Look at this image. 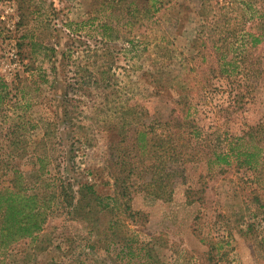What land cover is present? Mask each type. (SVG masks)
<instances>
[{
    "label": "rangeland",
    "instance_id": "374dc122",
    "mask_svg": "<svg viewBox=\"0 0 264 264\" xmlns=\"http://www.w3.org/2000/svg\"><path fill=\"white\" fill-rule=\"evenodd\" d=\"M242 2L162 0L155 17L143 20L142 32L149 39L157 34L160 39L164 38V44L168 39L170 51L165 53L152 44L145 48L127 43L131 35L123 37L118 29L123 22L120 24L118 19L109 17L110 0H0V74L8 82L21 80L25 101L30 103L25 112L34 122L55 108L57 102L53 97H58L61 88L54 87L53 65L60 71L62 52L73 50L70 75L80 81H75L72 94L81 99L79 105L86 110L83 116L88 124L86 131L93 139L77 155L69 145L68 164L51 165L53 172H58L60 167L63 175L77 179L74 180L76 188L80 181L86 180L99 194L114 195L108 159L116 136L105 130L102 121L108 101L106 94L112 87L118 90L127 86V96L149 102L152 118L166 119L185 71L196 67L194 56L204 41L211 43L208 35L202 33L207 24L212 27L219 20L218 26L224 30L225 24L231 28L238 22V34L228 35L232 46L251 41V32L259 33L261 25L257 21L242 23ZM210 7L221 11L219 18L212 20L211 13L204 15V9ZM254 7L263 9L264 0H256ZM225 12H230V17ZM107 20L116 29L101 25ZM219 34L220 38L227 36ZM104 41L111 42L116 60L111 83L101 80L100 61L93 56L94 50H104ZM50 47L56 51L50 49L45 53L44 48ZM250 50L254 70L247 69L249 75L243 81L238 79L243 74L241 71L234 78H212L201 86L193 104L200 124L208 132L218 129L228 140L232 134H241L248 124L264 123V38ZM236 52V56L247 54L243 49ZM234 53L231 51L229 58ZM165 55L167 58H162ZM152 74L163 76V82L154 84ZM238 92L244 94L242 103ZM92 106L102 108L99 115ZM42 133L40 125L30 131L33 141L23 162L35 160V147ZM186 176V181L177 182L170 201L155 198L143 190L134 193L133 206L146 212L148 221L132 227L153 254L150 264H264V167L261 172L235 163L216 164L212 169L206 162L191 163ZM96 216L102 226L111 218L107 212ZM92 231L87 221L56 211L41 236L15 243L2 255L0 264L129 263L125 261L127 257L118 256L114 245L106 249L93 247ZM104 236H108L106 242L113 238L107 232ZM43 244L47 246L45 249H41ZM212 248L213 255H210ZM144 260L145 257L136 256L133 262L140 264Z\"/></svg>",
    "mask_w": 264,
    "mask_h": 264
},
{
    "label": "trees",
    "instance_id": "16d2710c",
    "mask_svg": "<svg viewBox=\"0 0 264 264\" xmlns=\"http://www.w3.org/2000/svg\"><path fill=\"white\" fill-rule=\"evenodd\" d=\"M161 1L110 0L109 17L118 19L120 24L123 22L118 29L123 37L131 35L127 43L145 48L152 44L167 53L170 51L168 39L164 44V38L160 39L157 34L149 39L142 32L143 20L155 17ZM241 1L242 23L251 19L257 21L261 25L259 33H250V43L240 42L232 46L228 35L230 32L234 36L238 34V22L231 28L225 24L224 30L218 26L219 20L212 27L207 24L202 33L208 35L211 43L204 41L194 56L196 67L185 71L178 86V96L166 119L152 118L153 111L150 110L149 102L135 101L134 96H127V86H121L118 90L112 87V91L106 94L108 101L102 121L105 130L116 136L111 143L108 159L115 186V194L112 196L99 194L95 186L86 180L78 181L76 188L74 180L77 179L63 175L60 171V167L70 160L69 145L77 155V151L84 145H91L93 139L87 134L88 124L83 120L86 110L79 105L81 99L73 95L75 81H80L70 75L69 61L73 58V50L62 52L60 61L63 67L60 71L57 65H53L54 87H60L61 92H57L58 97H53L57 102L55 108L51 107L53 110L40 116L37 122L28 118L25 112L30 103L25 101L26 93L21 80L8 82L0 74V258L18 241L36 239L39 234L41 236L49 218L56 211H62L91 224L94 232L93 247L106 249L114 245L119 257H127L125 261L128 264L134 263L136 256L145 257L140 264H150L153 254L132 227L148 221V214L133 206L137 190L170 201L174 197L177 182L186 181V170L191 163L206 162L210 169L216 164L235 163L262 172L263 122L248 124L241 134H232V139L228 140L219 134L218 129L208 132L196 118L197 108H193L201 86L211 82L212 78H234L241 71L243 74L238 75V79L243 81L249 75L247 69L253 66L250 48H254L264 38V8L255 9L256 0ZM220 12L215 7L204 9V15L211 13L212 20L219 18ZM224 14L230 17V12ZM112 23L107 20L101 25L105 29L114 30L116 27ZM221 32L222 36H227L220 38ZM104 44V50H94L93 56L96 61H100L101 80L111 83V77L115 76L112 70L116 60L111 42L104 41ZM44 49L45 53H49L50 49L56 51L53 47ZM237 49H243L247 54L236 56ZM231 51L235 53L229 58ZM162 58H167V55ZM150 76L156 85L163 82V76ZM237 95L242 103L243 92ZM112 101L115 104H111ZM94 108L99 115L102 108ZM38 125L42 127L43 133L35 147V160L25 163L23 160L33 141L29 133ZM51 165L60 166L58 172L54 173ZM102 212L111 214L104 226L99 224L96 216ZM106 232L111 233L113 238L116 236V240L111 238L106 242ZM46 247L43 244L41 249ZM213 251L212 248L209 254L213 255Z\"/></svg>",
    "mask_w": 264,
    "mask_h": 264
}]
</instances>
